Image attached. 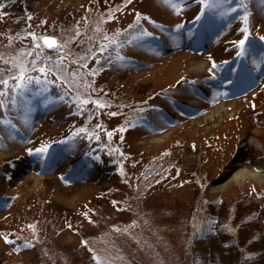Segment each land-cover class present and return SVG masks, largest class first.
<instances>
[{"label": "rangeland", "instance_id": "374dc122", "mask_svg": "<svg viewBox=\"0 0 264 264\" xmlns=\"http://www.w3.org/2000/svg\"><path fill=\"white\" fill-rule=\"evenodd\" d=\"M193 1L177 13L162 0H0V55L11 62H0V79L20 64L39 76L30 62L41 50L28 33L67 39L79 30L73 55L96 53L72 90L41 77L0 109V120H15L0 124V264H93L91 252L112 264H264V9L248 3L243 28L254 37L242 49L240 12L199 13ZM157 21L172 27L160 29L164 44L123 42ZM52 86L61 99L41 103ZM143 103L137 116L149 122L129 125ZM248 136L259 146L244 149L242 164L261 178L240 182L226 169ZM43 144L51 150L37 152ZM151 165L157 175L147 180Z\"/></svg>", "mask_w": 264, "mask_h": 264}, {"label": "snow or ice", "instance_id": "6c2138e0", "mask_svg": "<svg viewBox=\"0 0 264 264\" xmlns=\"http://www.w3.org/2000/svg\"><path fill=\"white\" fill-rule=\"evenodd\" d=\"M163 3L166 5L172 7L177 13L181 11V8L179 5L183 4L185 0H162ZM199 2L204 5L205 8L211 9V10H217L219 11V14L224 16L228 15L231 12L237 11L236 8H228L224 9L222 6L224 3H229L230 0H199ZM253 2V0H240V6L245 9L243 16L241 19L243 20L244 24L247 25L249 23V17L251 15L250 12L247 11V5L248 3ZM256 2L259 3L262 9H264V0H256ZM127 3H131V0H127ZM0 7H3L2 4H0ZM30 18V17H29ZM145 19H147L145 17ZM199 19V17H197ZM139 22V21H137ZM180 27V26H177ZM242 32H244V39H241L239 41L240 47L243 49L245 46V43L248 39V29L247 27L242 29ZM29 36H31L33 41V48L34 49H40L41 51L39 53H36L33 60L30 62L32 65L31 70L38 72L39 76L33 77L31 75L27 74L28 69L24 67L23 64L17 65V73L15 75H10L7 78L0 79V109H3L7 106L9 101L6 99L10 92L12 94V98L10 103L13 107H15V101L17 96H23L28 90L29 86L33 83L40 84L41 83V77H44V83L45 85L47 83H51V81L47 80V77L49 75L54 76L57 80L62 81L66 87L69 88V90H72L73 88L77 87L78 79L82 80L83 76L80 72V69L87 67L86 64L82 63L83 61L94 57L95 52L92 51L91 48L87 50V52L84 55H81L79 57H76L71 52L70 45L74 42H78V39L82 36V33L79 30H74L71 35L68 36L67 39H58L56 37H50V36H37L35 33H28ZM144 36L150 35V33L144 32ZM105 40H107V37H104ZM264 39V38H262ZM114 43V41H112ZM108 48V45H101L100 46V53L103 54L104 51H106ZM47 49L49 51H55L57 53V58L53 59L50 55L49 56H43L42 53L44 50ZM27 56H33V52L29 51L26 53ZM237 55H242V52L237 53ZM119 59H123L122 57H118ZM0 62H3L4 64H10L11 62L9 60L4 59L2 55H0ZM71 65H77L78 67L75 69H72ZM215 67V65H213ZM102 70L98 69L96 71L89 72V75H96L98 74V71ZM10 81H15L14 84H11ZM87 87H90V85H86ZM45 91L47 88L45 87ZM76 99L79 101L80 104L86 105L88 103H92L94 106L98 108H104V107H110V105L97 101V100H89V99H81L79 95H77ZM117 113L112 112L110 115L115 116ZM0 124L4 125H10L11 122L8 120H0ZM14 127V126H13ZM97 127H100V125H97ZM123 129H121L122 131ZM85 129L81 128L79 129V132H84ZM73 135H78V133H73ZM109 136H111V133H108ZM45 149H37V152H43ZM5 242L7 243V239H5ZM81 243H85L82 241Z\"/></svg>", "mask_w": 264, "mask_h": 264}, {"label": "trees", "instance_id": "16d2710c", "mask_svg": "<svg viewBox=\"0 0 264 264\" xmlns=\"http://www.w3.org/2000/svg\"><path fill=\"white\" fill-rule=\"evenodd\" d=\"M232 2H233V6L235 7V8H239V12H240V15H241V17L243 16V14H244V11H245V9L244 8H242L241 6H240V0H231ZM194 2V4H197V7L199 8V10H198V12L200 13V10H202L204 7V5H202L200 2H199V0H194L193 1ZM247 11L248 12H250V9H248V5H247ZM251 13V12H250ZM242 20V19H241ZM188 23L189 22H191L190 20L189 21H187ZM242 23H243V25L241 24V29H243V27L245 26V24H244V22H243V20H242ZM171 26H170V24L169 23H167V22H163V21H160V24L159 25H155V26H153L152 28H146L144 25H140V26H138V27H136L132 32H130L129 33V35H128V37H126V39L123 41L124 43H126L128 40H129V38H131V36H136V38L138 39H140V40H143V41H147V42H152V43H154L155 45H157V44H159V42H161L162 44H164L165 42H164V39H163V37L162 36H164V31H172L171 30ZM160 29H162L163 30V32L160 34L159 32H160ZM247 29H248V37H251V36H253V34L251 33V31H252V29H250L249 27H247ZM142 30V31H141ZM144 32H147V33H150V35H147V36H144L143 35V33ZM162 35V36H161ZM245 34H244V32L242 33V37L244 36ZM127 56V55H126ZM52 87H55V91L53 92V93H49V91H50V89L47 91V93H45L44 95H43V98H42V102L44 103H51L52 102V98H54L55 96L54 95H56L57 96V98H58V100L59 99H61L59 96H58V92H59V89H57L56 88V86H52ZM59 88V87H58ZM52 94H54V95H52ZM54 96V97H53ZM62 98H65V96H63ZM48 99V100H47ZM45 100H47V101H45ZM146 103H143V105H136V107L135 108H137L136 109V111H135V113L133 112V116H134V119L132 120V121H130L131 119H129V122H128V124L129 125H131V126H134V125H138V124H141V123H146V122H149V120H150V118H146V115L143 113V114H141V115H139V116H137L141 111L140 110H142V109H144L145 107H146V105H145ZM152 106H150V108H151ZM153 108H154V106H153ZM167 110V109H166ZM158 111V110H157ZM168 111V110H167ZM6 120H8V121H10L11 122V126H13V124H15L14 123V121H13V119L11 118V117H7L6 118ZM53 143V142H52ZM51 143V144H52ZM45 144V143H44ZM44 144L43 145H41V148H43V146H44ZM46 146V145H45ZM51 149V147H50V145L48 144V146H46L45 147V150H47V151H49ZM158 157H160V156H158ZM158 157L157 156H155V157H152V159L150 158V160L151 161H153V162H155V167H156V164H157V161H159V159H158ZM152 166H154V165H151L150 167H148L147 169H146V171H145V173L142 171V176L143 177H145V178H147V180L152 176H156L157 175V173L155 174V172H154V170H153V167ZM120 174V173H119ZM162 176H160V178H161ZM162 180V179H161ZM91 256H92V259H91V261L93 260V264H96V263H94V259H98V260H101V261H104V262H106L105 260H102V259H100L99 258V254L98 253H95V252H91ZM107 260V262H106V264H112L111 263V261H109L108 259H106Z\"/></svg>", "mask_w": 264, "mask_h": 264}, {"label": "bare ground", "instance_id": "6f19581e", "mask_svg": "<svg viewBox=\"0 0 264 264\" xmlns=\"http://www.w3.org/2000/svg\"><path fill=\"white\" fill-rule=\"evenodd\" d=\"M156 21V20H154ZM160 22L157 21V23L155 25H159ZM136 36H132L131 40H135ZM133 59V58H131ZM204 66V62L202 60H192L191 61V67L193 69H202ZM258 147L259 144L257 143V140L252 137V136H248L245 137L244 139H242V141L240 142V146H239V154L236 156V158L234 160L231 161V163L228 165L227 169L228 172H231L232 174V179L236 180V181H240V182H244L247 179H259L261 178V173L258 171L257 168L254 169H249L246 166H244V164H242V156L241 153L244 151L245 148L247 147ZM191 156V155H190ZM190 157L187 156L185 158V163H190ZM39 177H34V182H36L38 180Z\"/></svg>", "mask_w": 264, "mask_h": 264}, {"label": "water", "instance_id": "95a60500", "mask_svg": "<svg viewBox=\"0 0 264 264\" xmlns=\"http://www.w3.org/2000/svg\"><path fill=\"white\" fill-rule=\"evenodd\" d=\"M45 36H47V35H45Z\"/></svg>", "mask_w": 264, "mask_h": 264}]
</instances>
